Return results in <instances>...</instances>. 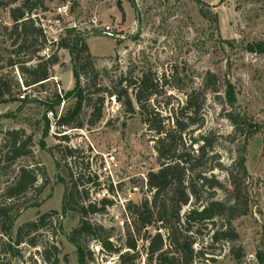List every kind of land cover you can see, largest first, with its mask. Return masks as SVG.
<instances>
[{
	"label": "rangeland",
	"instance_id": "obj_1",
	"mask_svg": "<svg viewBox=\"0 0 264 264\" xmlns=\"http://www.w3.org/2000/svg\"><path fill=\"white\" fill-rule=\"evenodd\" d=\"M42 1L43 7L35 13L43 19L59 18L55 15L56 9L68 6L69 15L62 19L63 26L74 28L86 40L100 73L98 86L109 87L129 72L133 76L147 71L161 75L175 68L184 80L187 93L199 89L209 71L223 83V95L226 81L234 86L235 113L246 117L257 129L248 141L245 153L248 175L242 178L248 197V214L233 221L238 234L235 242L211 247L205 242V255L195 264H261L257 256L264 254V55L249 53L245 46L253 41H264V0H200L202 4L195 0ZM9 10L10 7H2L0 3V77L11 84L15 101L0 104V132L24 129L32 136L33 146L32 155L19 159L13 166L3 162L5 149L0 151V204L7 186L23 167L36 170L38 186L45 187L40 195L32 193L26 200H16V213H20V217L11 238L0 231V264H45L42 252L52 246L59 252V264H78L76 248L68 238L79 225V215L74 212L61 215L65 186L59 178L69 182L70 168L75 174L83 175L85 182L93 178L95 184L99 183V186L91 184L90 199L98 203L106 197L113 205L101 214L91 215L89 221L102 226L105 230L102 236L109 237L118 246L130 223L127 205L129 202L140 204L151 195L146 177L159 168L154 141L140 116L126 114L121 104L108 95H105L103 119L96 126L58 131L54 118L48 114L51 129L49 136L44 138V107L33 102L19 113L18 108L23 96H30L32 100L51 99L53 84L59 93L73 89L71 59L67 51L59 50L57 55L63 65L54 67L51 83L45 89L34 87L24 92L21 88L16 101V83H20L21 73L8 65L13 58ZM211 16L217 17V26ZM106 27L111 31L107 32ZM54 52L56 48H50L43 54ZM94 91L95 87L91 86L87 92L89 99L98 97ZM168 96H160L159 101L168 102ZM170 96L174 104L184 99L176 91H171ZM207 98L202 130L221 136L216 151L225 170H217L214 174L226 190V193L218 191L216 198L225 200L231 190L228 174L234 173L241 178L237 158L243 137L237 134L232 140L234 127L224 115L230 109L221 105L213 94H208ZM74 102L72 99L62 103L57 108L58 115L64 114ZM223 108L227 110L225 113ZM89 114L86 108L82 115L85 124ZM63 135L69 137L67 144L56 137ZM40 142L45 144V149ZM0 143H3L2 134ZM57 146L60 148L56 149ZM66 146L75 150L74 157L63 158ZM112 149L117 150L113 164L108 160ZM27 202H38L40 207L27 209ZM53 211L58 215L53 217L52 225L32 234L21 245H15L20 227ZM150 232L157 231L151 228ZM203 232L206 234L205 230ZM32 239L35 245L30 244ZM84 244L93 254L94 261L89 264H118V257L103 253L98 240L87 238ZM9 245L13 249H9ZM195 248L200 249L199 246ZM139 264H149L142 246Z\"/></svg>",
	"mask_w": 264,
	"mask_h": 264
},
{
	"label": "trees",
	"instance_id": "obj_2",
	"mask_svg": "<svg viewBox=\"0 0 264 264\" xmlns=\"http://www.w3.org/2000/svg\"><path fill=\"white\" fill-rule=\"evenodd\" d=\"M202 4L200 0H195ZM2 7H10L12 20L10 39L12 40L13 58L8 65L16 67L20 74V83H16V101L21 92L39 87L45 89L51 83L52 71L56 66H62L57 55L59 50L68 52L71 59V72L74 79L73 89L63 93L58 92L53 84L54 93L51 99L32 100L23 97L17 113L25 105L36 102L45 109L43 137L50 134L51 114L58 131L65 129H83L86 125L94 127L103 119L105 95L114 98L121 104L124 112L130 116L138 114L148 132L152 134L154 148L157 154L159 168L151 171L146 177V187L151 194L140 204L129 202L126 234L120 245H115L109 237H103L105 230L89 221L91 215L103 213L113 205L112 200L103 198L100 202L90 199L93 178L84 181L85 177L75 174L69 168V182L59 178L64 184L61 215L74 212L79 215V225L69 236V242L76 248L78 264H89L94 261L93 254L86 250L84 241L87 238L96 239L107 255H116L118 264H139L140 247L146 251L149 264H195L196 260L204 257L205 242L215 246L226 242L233 243L238 234L233 221L248 214V197L243 186L242 178L246 177V148L249 139L257 133L254 125L247 118L235 113L237 103L235 88L225 82L224 88L219 77L209 71L205 74L202 86L190 93L186 92L185 83L177 68L163 72L147 71L139 76L129 72L111 83L109 87L97 85L100 77L96 69V58L91 54L86 40L76 30H67L66 35L57 43L50 42L40 25L37 9L43 7L42 0H0ZM47 13L45 10L44 13ZM204 17L206 13H203ZM211 21L217 26L218 19L211 16ZM50 48H56L52 55H45ZM247 52L264 55V41H253L245 46ZM95 87L94 94L98 97L89 99L87 92ZM171 91L184 96L176 104L172 103ZM169 101L163 103L159 97L167 95ZM208 94H213L221 105L228 107L225 118L234 127V137H243L238 151L237 165L241 178L228 174L231 190L225 200L216 198L218 191H224V186L215 177V171L225 170L216 147L221 136L214 132H205V106ZM11 84L0 77V104L15 101ZM27 98V99H26ZM74 104L60 116L57 108L69 100ZM90 110L89 120L85 124L82 115L85 109ZM1 118V116H0ZM61 133V132H60ZM3 135L0 151L5 149L3 162L13 166L16 162L32 155L33 138L24 129L8 130ZM63 143L69 142L67 135L56 136ZM42 149L45 144L40 142ZM63 158L74 157L75 150L66 146ZM57 146L56 149H59ZM1 157V152H0ZM1 163V162H0ZM38 173L31 168L23 167L14 181L7 186L0 204V231L11 238L20 213H16V200H26L29 194L40 195L44 185L38 186ZM27 209L39 208L38 202L29 204ZM185 211V212H184ZM58 212L43 214L35 222L20 227L15 238V245H21L32 234L52 225L53 217ZM153 228L155 234L150 232ZM203 230L206 234H203ZM203 237V239H201ZM205 237L207 241H205ZM85 239V240H84ZM31 245L33 239L30 240ZM199 246V250H196ZM9 249L11 246H8ZM261 264H264V254H258ZM237 255V259H239ZM42 259L45 264H59V252L56 246L44 248Z\"/></svg>",
	"mask_w": 264,
	"mask_h": 264
},
{
	"label": "built area",
	"instance_id": "obj_3",
	"mask_svg": "<svg viewBox=\"0 0 264 264\" xmlns=\"http://www.w3.org/2000/svg\"><path fill=\"white\" fill-rule=\"evenodd\" d=\"M55 13H56L55 15L58 16L59 18H52V19L45 18V19H43V18L39 17V19H40V25H41L42 29L44 30V33H45L47 39L50 42L57 43L61 39L60 35L63 34L65 31L67 32V30H70L71 28L67 29L65 26H63V22H62V19L69 15L68 6L63 5L61 7H58L56 9ZM72 29H74V28H72ZM105 30L107 32H110L111 28L106 27ZM65 35H66V33H65ZM49 37L51 38V40L49 39ZM53 80L57 82L56 78H53ZM116 153H117V150L112 149L110 151V153L108 154V160L111 164L115 163Z\"/></svg>",
	"mask_w": 264,
	"mask_h": 264
}]
</instances>
